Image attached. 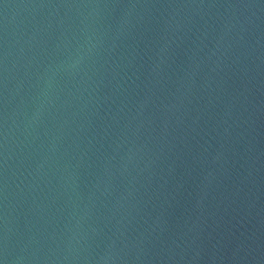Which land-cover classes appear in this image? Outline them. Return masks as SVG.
<instances>
[{"label": "water", "instance_id": "1", "mask_svg": "<svg viewBox=\"0 0 264 264\" xmlns=\"http://www.w3.org/2000/svg\"><path fill=\"white\" fill-rule=\"evenodd\" d=\"M0 264H264V0H0Z\"/></svg>", "mask_w": 264, "mask_h": 264}]
</instances>
